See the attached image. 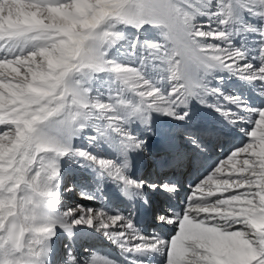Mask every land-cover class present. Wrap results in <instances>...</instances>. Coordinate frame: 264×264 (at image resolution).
<instances>
[{"label": "snow or ice", "instance_id": "6c2138e0", "mask_svg": "<svg viewBox=\"0 0 264 264\" xmlns=\"http://www.w3.org/2000/svg\"><path fill=\"white\" fill-rule=\"evenodd\" d=\"M225 74L252 95L212 85ZM193 101L244 139L149 233L140 209L177 184L136 158L154 118L183 121ZM69 161L90 183H66ZM108 181L129 208L64 199L106 201ZM80 226L119 258L81 250ZM0 264H264V0H0Z\"/></svg>", "mask_w": 264, "mask_h": 264}, {"label": "bare ground", "instance_id": "6f19581e", "mask_svg": "<svg viewBox=\"0 0 264 264\" xmlns=\"http://www.w3.org/2000/svg\"><path fill=\"white\" fill-rule=\"evenodd\" d=\"M212 85L221 86L224 91L229 90L235 92L236 95H252L251 85H246L245 82L238 81L235 77H229L227 74H225V80L221 85H218L215 80L212 81ZM220 99L223 100V97ZM154 121L149 147L142 156L136 158L134 171L137 175L147 177L149 180H157L160 176H164L177 184V191L171 195L161 192L152 193L154 211L150 217L145 216L144 208L140 209L138 226L149 233L161 231L153 219L156 209L167 208L169 204L177 207L182 206L192 185L206 175L217 161L225 159L231 149L239 144V141L235 139L239 134V128H233L218 112L195 101L190 105L189 118L182 122L165 116H156ZM190 132L198 134L199 143L195 145L191 143L190 138L186 135ZM217 142L220 148L214 149V144ZM103 150L109 158H115L114 151L110 146L104 145ZM189 158L192 161L190 171L186 170ZM243 158V156L238 157L240 160ZM165 161L168 162L167 166H163ZM172 170L175 173H172ZM89 177L90 174L85 173L82 169H76L71 161L68 162L66 180L68 185L90 183ZM100 187L103 195L107 198L106 201L82 199L79 189L67 193L64 199L68 206L83 204L85 208L98 209L102 204L107 203V207L113 209L123 210L130 207L118 198L119 188L111 181L101 184ZM196 195L198 196L199 193L197 192ZM62 242L63 240L57 241V245H61ZM76 244L81 250L88 248L98 252L100 256H108L109 259L120 256L118 247L87 226H80Z\"/></svg>", "mask_w": 264, "mask_h": 264}, {"label": "rangeland", "instance_id": "374dc122", "mask_svg": "<svg viewBox=\"0 0 264 264\" xmlns=\"http://www.w3.org/2000/svg\"><path fill=\"white\" fill-rule=\"evenodd\" d=\"M226 93H229V94H233V95H236L235 94V92H232V91H229V90H227V91H225ZM179 121V120H178ZM182 122V121H181ZM236 139V141H239V144L241 143V141L244 139V136H243V133H241L240 132V130H239V134H237V137L235 138ZM239 144H237L236 146H238ZM236 146H234V147H236ZM233 147V148H234ZM219 149L220 148V145H219V143L217 142L216 144H214V149ZM232 148V149H233ZM231 149V150H232Z\"/></svg>", "mask_w": 264, "mask_h": 264}]
</instances>
